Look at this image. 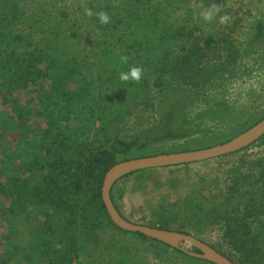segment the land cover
<instances>
[{
	"label": "trees",
	"instance_id": "obj_1",
	"mask_svg": "<svg viewBox=\"0 0 264 264\" xmlns=\"http://www.w3.org/2000/svg\"><path fill=\"white\" fill-rule=\"evenodd\" d=\"M191 4L86 0L79 10L91 9L94 37L87 48L81 17H75L78 11L66 0H0V95L13 109L3 129L8 137L0 141V219L11 225L24 217L31 225L35 214L44 216L27 251L9 240L2 244L0 264L11 261L12 247L21 249L19 263L27 259V264H72L86 253L87 243L100 242V231L109 229L171 248L116 226L102 199V185L111 167L133 159L130 154L147 142L184 137L173 129L177 110L170 97L183 94L184 86L198 91L218 83L238 61L240 50L231 35H195L198 24ZM195 4L213 10L212 5L225 7L227 0ZM100 11L107 12L109 23H100ZM188 20L193 22L189 29ZM251 37L252 42L264 37V21L256 23ZM86 54L94 58L96 77ZM122 56L129 59L123 62ZM137 66L144 70L139 83L119 79L121 72ZM152 87L161 97L160 125L153 128L152 139L115 133L120 123L154 107ZM259 141L264 142V136ZM252 163V171L237 172L228 183V201L239 199L235 208L209 198V207L189 201L185 209L190 220L223 227L232 251L211 246L235 264H264V158ZM172 220L164 216L150 226L172 230ZM124 260L115 264H144Z\"/></svg>",
	"mask_w": 264,
	"mask_h": 264
},
{
	"label": "rangeland",
	"instance_id": "obj_2",
	"mask_svg": "<svg viewBox=\"0 0 264 264\" xmlns=\"http://www.w3.org/2000/svg\"><path fill=\"white\" fill-rule=\"evenodd\" d=\"M66 1L70 6L73 5V11H78L75 17H81L79 18L81 32L83 39H89L86 45L88 48L94 39L92 18L79 10V6L84 5L86 0ZM196 1L192 0V4L188 6L194 10L192 18L198 24L195 35L202 32L231 35L235 46L240 50L238 61L223 73L218 83L198 91L184 86L183 94L170 97V100H173L171 101L173 107L175 106L177 110L173 129L178 133H184V137L149 141L144 149L134 150L130 154L132 158L212 147L234 138L264 117V37L258 42L251 41L256 23L264 21V0H227L225 7L219 8L218 12L213 10L212 22H206L202 18V12L210 9L196 7ZM225 8L229 10L227 13L231 20L222 25L219 20L220 16L226 13ZM192 23L188 20L185 26L189 29L193 26ZM87 55L88 61L94 65L92 70L96 77L94 58L91 54ZM210 59L213 60L215 57L212 56ZM217 61L215 59L214 63ZM151 89L154 107L144 111L138 110L132 119L127 120L125 124L120 123L114 130L115 133L123 138H133L138 134L143 141L146 137L152 139L153 128L160 125L161 97L155 88ZM12 110V105L4 102L0 95V134L5 136L1 137L0 141L8 137L3 129L8 124V113H13ZM13 136L15 134L11 137ZM262 158L264 142L257 141L249 148L232 155L189 165L149 169L144 174L122 178L114 185L112 193L119 211L130 221L150 226L164 216L172 217L175 219L171 221L172 230L186 232L190 230V234L209 245L231 252L232 246L224 238L223 227L190 220V212L185 210L187 202L196 201L197 205L206 208L205 206L209 207L213 202L224 201L229 208H235L239 199L228 201L229 194L232 193L231 191L227 194L228 185H231L228 184L230 179L237 172L249 173L253 169L252 162ZM209 198L214 201L210 203ZM24 219L19 217L11 221V225L7 220L0 219L1 251L4 250L2 244L8 240L16 242L18 248L25 247L26 251L30 247V240L34 237L33 230L38 231L44 216L38 214L36 217L35 214L31 225L25 224ZM58 225L57 222L55 228ZM61 232L62 230L57 228V233ZM99 236L100 242L95 240L87 243L86 253L78 257L77 261L80 264H115L122 258H126L125 263L136 260L143 261L144 264H213L179 253L172 247L144 241L137 236L121 234L112 229L100 231ZM186 247L193 250L190 245ZM20 250L12 247L11 261L5 264H27V259L18 262V258L21 260Z\"/></svg>",
	"mask_w": 264,
	"mask_h": 264
},
{
	"label": "water",
	"instance_id": "obj_3",
	"mask_svg": "<svg viewBox=\"0 0 264 264\" xmlns=\"http://www.w3.org/2000/svg\"><path fill=\"white\" fill-rule=\"evenodd\" d=\"M263 136L264 118L236 137L222 144L198 150L133 158L117 163L107 171L102 185V199L111 220L116 226L125 231L143 234L146 237L157 240L172 248L179 249L189 256L206 260L213 264H235L217 249L192 234L160 229L158 227L139 224L128 220L114 205L111 192L114 185L119 180L132 173L149 169L192 164L223 157L253 145ZM187 245H190L194 250H198V252L187 249Z\"/></svg>",
	"mask_w": 264,
	"mask_h": 264
},
{
	"label": "clouds",
	"instance_id": "obj_4",
	"mask_svg": "<svg viewBox=\"0 0 264 264\" xmlns=\"http://www.w3.org/2000/svg\"><path fill=\"white\" fill-rule=\"evenodd\" d=\"M211 7L213 10H215L217 12L219 11V8L217 5H212ZM213 10H205L202 12V18L204 21H206V22L214 21V11ZM85 14L89 17H91L93 15L91 9H87ZM97 17H98V20L100 21L101 24H107L110 21V17L107 14V12H105V11H100L97 14ZM230 20H231V17L228 14H224V15L220 16L219 22H220V24L225 25ZM120 59H121V61L126 62L129 59V57L122 56ZM143 71L144 70L142 67H139V66L133 67L128 73L121 72L119 74V79L122 82L134 81L136 83H139L143 77Z\"/></svg>",
	"mask_w": 264,
	"mask_h": 264
},
{
	"label": "built area",
	"instance_id": "obj_5",
	"mask_svg": "<svg viewBox=\"0 0 264 264\" xmlns=\"http://www.w3.org/2000/svg\"><path fill=\"white\" fill-rule=\"evenodd\" d=\"M72 264H80V262L75 260Z\"/></svg>",
	"mask_w": 264,
	"mask_h": 264
}]
</instances>
